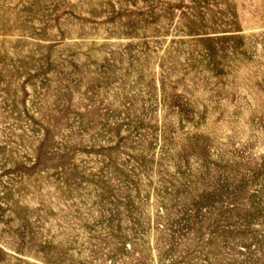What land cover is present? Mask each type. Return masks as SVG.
Masks as SVG:
<instances>
[{
	"label": "rangeland",
	"instance_id": "1",
	"mask_svg": "<svg viewBox=\"0 0 264 264\" xmlns=\"http://www.w3.org/2000/svg\"><path fill=\"white\" fill-rule=\"evenodd\" d=\"M0 264H264V0H0Z\"/></svg>",
	"mask_w": 264,
	"mask_h": 264
}]
</instances>
